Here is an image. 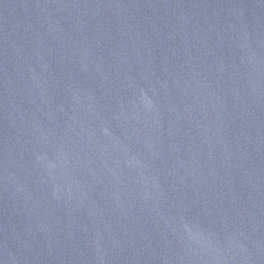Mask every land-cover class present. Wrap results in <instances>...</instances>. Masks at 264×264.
I'll return each mask as SVG.
<instances>
[{
  "label": "water",
  "instance_id": "95a60500",
  "mask_svg": "<svg viewBox=\"0 0 264 264\" xmlns=\"http://www.w3.org/2000/svg\"><path fill=\"white\" fill-rule=\"evenodd\" d=\"M0 264H264V0H0Z\"/></svg>",
  "mask_w": 264,
  "mask_h": 264
}]
</instances>
